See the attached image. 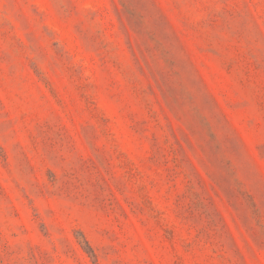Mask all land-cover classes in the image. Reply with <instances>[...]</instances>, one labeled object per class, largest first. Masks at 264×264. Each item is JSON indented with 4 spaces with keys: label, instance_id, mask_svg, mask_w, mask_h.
Here are the masks:
<instances>
[{
    "label": "rangeland",
    "instance_id": "obj_1",
    "mask_svg": "<svg viewBox=\"0 0 264 264\" xmlns=\"http://www.w3.org/2000/svg\"><path fill=\"white\" fill-rule=\"evenodd\" d=\"M0 264H264V0H0Z\"/></svg>",
    "mask_w": 264,
    "mask_h": 264
}]
</instances>
